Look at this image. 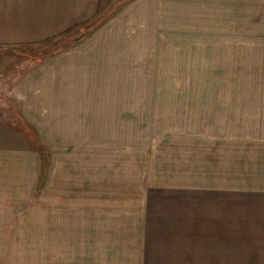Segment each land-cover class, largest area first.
Returning <instances> with one entry per match:
<instances>
[{
	"label": "rangeland",
	"instance_id": "rangeland-1",
	"mask_svg": "<svg viewBox=\"0 0 264 264\" xmlns=\"http://www.w3.org/2000/svg\"><path fill=\"white\" fill-rule=\"evenodd\" d=\"M205 3L112 0L65 42L0 45V264H264V0ZM87 44L131 58L37 138L58 106L29 85Z\"/></svg>",
	"mask_w": 264,
	"mask_h": 264
},
{
	"label": "crops",
	"instance_id": "crops-1",
	"mask_svg": "<svg viewBox=\"0 0 264 264\" xmlns=\"http://www.w3.org/2000/svg\"><path fill=\"white\" fill-rule=\"evenodd\" d=\"M111 1L112 0H0V45L19 46L35 44L61 36H67L69 32L78 29L98 16L107 8ZM199 1L201 3L200 5L207 6V3H205L206 0ZM227 1L237 3V0ZM218 10H221V8L219 7ZM108 24L109 21L107 22V25ZM92 36L94 37V34ZM109 41L112 40L110 39L106 42L102 41V44H109ZM86 48L87 50L83 51L85 53L66 50L59 56H54L51 60L53 63L51 64L52 66H41L38 69L40 76L42 75V78H37L40 82L35 81V83H31L32 85H29L31 99L35 101L34 103H37L38 98H48L50 102L52 100L54 101V109L58 106L57 113L56 110L53 111L52 115H54V117L52 119L50 118V120L47 119L49 129H47V131H49V133L53 132V134H39L36 136L37 138L61 136V134L58 133L66 129V121L62 120L60 114L62 101L65 105L68 102H74L75 94L77 96L75 91L81 90L84 92L85 98H82L80 101L77 100L76 107L86 106L92 109L93 99L96 96L94 95V91L98 92L99 90H103L104 83L111 82L109 81V75L113 74V72L110 70L112 68L114 69L118 63H121V60L126 61V59L131 58L130 54L125 55L127 53H125L124 50H122L120 55L110 50L93 52L91 46L88 44ZM89 54H94L96 60L94 61V57L89 59ZM133 57H135V55ZM80 58L84 59V61H78ZM116 58H120V60ZM104 77H106V82L104 81ZM41 80H44L42 84L46 96L43 95L38 97L34 94V88L37 84L41 83ZM87 90L91 92L89 102L86 97ZM33 121L34 120L29 121L33 123V125L31 124L32 126L35 125ZM37 131L40 132L38 127ZM25 136L31 139L33 135L26 134ZM22 153V156H25V153ZM27 156L33 162L32 169H34V177L39 178L38 181L36 179L39 188L45 181L49 157L46 158L44 156L42 158L36 150H31L30 154ZM2 157L7 162H5ZM1 159L6 164V168L7 166H13L15 163L14 153L11 151H2L0 153V169H3L1 167ZM8 192L9 194L4 193V195L10 198L11 194L14 193L13 188L9 186Z\"/></svg>",
	"mask_w": 264,
	"mask_h": 264
},
{
	"label": "trees",
	"instance_id": "trees-1",
	"mask_svg": "<svg viewBox=\"0 0 264 264\" xmlns=\"http://www.w3.org/2000/svg\"><path fill=\"white\" fill-rule=\"evenodd\" d=\"M110 8V7H109ZM108 8V10L107 11H105L104 13H108V12H110V11H112V9L110 8L109 9ZM106 13V15H108ZM103 16H105V15H101V17L100 18H98V17H95V18H93L91 21H89L87 24H85V25H83V26H81V27H79L78 29L80 30V33H84L85 31H87L88 29H91V28H94V26L95 25H97V23H98V21L100 20V19H102L103 18ZM68 36V35H67ZM63 38V42H65L66 40H67V38H66V36H61V37H59V38H55V39H51V40H48V41H45V46L47 45V44H51V43H53V41H56V40H58V39H62ZM62 45H60V46H57V47H54L53 49H51L49 52H45L44 54H42L43 55V58L44 57H46V56H51L55 51H57L60 47H61ZM18 47V46H17ZM12 48H16V46H13ZM41 53V52H40ZM42 58V57H41Z\"/></svg>",
	"mask_w": 264,
	"mask_h": 264
}]
</instances>
